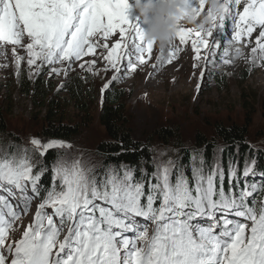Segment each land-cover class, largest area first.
I'll list each match as a JSON object with an SVG mask.
<instances>
[{
  "label": "snow or ice",
  "instance_id": "obj_1",
  "mask_svg": "<svg viewBox=\"0 0 264 264\" xmlns=\"http://www.w3.org/2000/svg\"><path fill=\"white\" fill-rule=\"evenodd\" d=\"M197 3L194 13L207 10L206 0ZM128 8L127 0H0V45L14 46L17 75L23 59L17 47L25 48L36 75L46 65L70 68L98 48L107 49L104 60L116 74L101 88L103 104L110 84L135 71L137 62L145 64L153 51L154 42L145 41L143 31L129 21ZM208 15L211 28H178L167 57L161 51L153 65L171 63L181 51L177 42H190L194 61H205L197 91L211 76L207 69L217 56L228 64L233 42L257 30L251 63L264 61V0H224L220 15L210 10ZM226 20L232 39L218 52L219 45L208 37ZM113 34L119 40L111 48L97 39ZM93 63L87 62V71L96 75ZM60 71L53 68L50 75ZM30 143L41 157L50 149L71 147L59 140L32 138ZM257 164L255 157L246 160L238 173L230 160L225 189L224 167L217 162L209 168L202 152L194 151L188 165L171 159L157 164L150 175L141 168L139 179L128 165H109L97 176L94 165L58 156L51 186L45 187L41 179L49 169L35 170L27 149L0 150V264H264V202L257 207L254 198L264 192V170ZM33 200L40 202L32 223L20 239L8 242L14 222L28 213Z\"/></svg>",
  "mask_w": 264,
  "mask_h": 264
},
{
  "label": "rangeland",
  "instance_id": "obj_2",
  "mask_svg": "<svg viewBox=\"0 0 264 264\" xmlns=\"http://www.w3.org/2000/svg\"><path fill=\"white\" fill-rule=\"evenodd\" d=\"M193 2L195 0H192ZM132 20H135L131 22L142 31L146 29L147 25L138 19L137 12ZM225 23L223 28L213 29L208 37L210 44L219 45L218 52L232 39L231 22L226 20ZM258 31L247 40L242 39L239 44L233 42L231 48L233 46L242 48L245 53L244 59L233 61L230 55L231 50L229 56L225 57L229 60L228 64L223 63L217 56L215 66L209 65L207 69L212 73L211 76H205L199 91H197V85L200 83L201 71L205 70V61L204 59L194 61L195 54L190 42L182 47L177 42L181 51L175 59L171 63L158 65L156 72L150 75V70L156 64V57L161 55V50L154 45L155 51H152V57L147 58L148 62L142 65L137 62V66H141L142 70L136 68L134 73L124 74L122 79L110 84L105 94L114 90L123 92L124 98L120 103L122 125L130 133L136 145L145 146L147 150H150L153 169L157 164L166 163L170 159L178 162L185 150H194L198 153L203 147H195L197 137L203 139L205 145L207 143L212 145L214 149V155L210 160L212 166L217 162L222 164L224 146L215 133L218 127L245 130L247 132L245 145L251 151L250 154L262 153L264 159V138L257 140L264 133V61H257L255 65L251 63L253 55L251 49L255 47ZM97 39L100 43H104V40ZM115 40L112 38L105 42L111 48V43ZM28 42L25 39L23 44L26 45ZM13 47L12 45L0 46V49H3L0 51V108L6 123V132L3 135L0 134V150L11 153L27 149L32 164L36 166L35 170L41 165L42 157L39 155V149L34 148L30 140L43 137V128L47 125L45 112L36 105L39 101L33 104L31 99L20 95L22 75L38 77L46 84L47 92L54 102L51 115L56 117L53 120L76 131L72 139L65 140L71 147L53 150L57 152V156H65L69 163L79 159L86 166L94 165L93 174L103 175L107 166H103L102 158L96 153L97 146L107 140L105 130L99 123L102 105L101 88L116 74L104 60L107 49L98 48L95 54L72 62L70 68L66 64L46 65L43 71L36 75L27 65L25 48L17 47L16 54L23 57L20 73L17 75ZM163 51V56L166 58L168 49ZM201 55H206V51ZM88 61L94 62L93 71L96 75L87 71ZM194 62L197 64L196 68H193ZM81 64H84L83 68ZM106 67L107 70H105ZM176 67L181 71L172 73V69ZM53 68L61 69V71L59 74L50 75ZM64 69H67L66 76ZM159 69H162L161 74L158 72ZM184 71H186L185 77L180 79L178 76ZM131 74L138 78H134ZM173 77L178 78L172 80ZM72 80L82 83L88 90L85 102L87 112L68 98L66 86ZM61 85L63 88L60 87ZM161 130L171 132L172 137L168 136L166 142H163L158 137ZM189 153L191 156L192 153ZM253 157H250L248 161L250 162ZM233 166L237 167L235 163ZM242 170H238V173H242ZM251 199L249 198L250 202ZM39 202V200H33L28 213L22 214V218L14 222V230L10 231L8 242L22 237L23 231L34 219Z\"/></svg>",
  "mask_w": 264,
  "mask_h": 264
},
{
  "label": "trees",
  "instance_id": "obj_3",
  "mask_svg": "<svg viewBox=\"0 0 264 264\" xmlns=\"http://www.w3.org/2000/svg\"><path fill=\"white\" fill-rule=\"evenodd\" d=\"M66 87V93L70 101L76 105H80V108L83 109L84 112H87L88 110L85 107V102L88 96V90L85 89L86 86L77 80H72V82L67 84ZM122 93L123 92L120 90H114L105 94V100L101 105L99 113V123L105 130L107 140L105 142H101L97 146L96 153L98 157L102 158L103 166L114 165L119 168L121 164L128 165L135 169L134 175L137 179H139L141 168L146 169L149 175L154 172L155 169L152 168L153 159L150 150H147L145 146L136 145L133 142L130 133L122 125V120L120 118V114L122 113L120 103L124 98V94ZM20 95L31 99L33 104L39 101L36 105L44 110L47 125L43 128V137L70 140L76 135V131L74 129L69 126H64L61 122L53 120V118L56 117L51 115L52 108H54V102L51 99L49 92H47L46 84H44L40 78L26 77L25 75H22L20 80ZM5 132V118L0 108V134L3 135ZM215 133L219 141L224 146L222 166L224 167L226 174L230 160L232 161V164L235 163L237 165L238 170H242V166L245 161L249 160L250 157L253 156L260 159L257 168L259 170H264V159L262 158V153L256 152L255 154H250L251 151L247 149V146L245 145L247 136V132L245 130L234 127L228 129L218 127ZM168 136L171 138L172 134L167 130H161L158 134V137H160L163 142H166ZM260 138H264V133L260 135L257 140H260ZM196 140L197 145L195 147H203L198 153L202 152L204 154L207 166L211 168L212 163H210V160L214 155L212 145L209 143L205 145L203 139H200L199 137H197ZM189 152L193 153L194 150H185L177 162L178 165L189 164L191 157ZM57 157V152H55V150H49L46 155L41 158V165H39V167L46 166L49 169V171L46 172L41 179V183L45 187L51 186V167ZM39 167L37 170H39ZM187 175L189 177L191 176L190 168L187 169ZM224 187L225 189L228 187L227 175ZM255 197L258 204H260V202H264V192H257Z\"/></svg>",
  "mask_w": 264,
  "mask_h": 264
},
{
  "label": "clouds",
  "instance_id": "obj_4",
  "mask_svg": "<svg viewBox=\"0 0 264 264\" xmlns=\"http://www.w3.org/2000/svg\"><path fill=\"white\" fill-rule=\"evenodd\" d=\"M135 11L147 25L143 31L145 41H153L161 51L168 49L175 42L178 28L191 26L195 30H208L212 26L208 10L213 15H220L224 0H206V11L199 14L191 10L188 0H134ZM233 61L244 59L242 48L233 46Z\"/></svg>",
  "mask_w": 264,
  "mask_h": 264
},
{
  "label": "bare ground",
  "instance_id": "obj_5",
  "mask_svg": "<svg viewBox=\"0 0 264 264\" xmlns=\"http://www.w3.org/2000/svg\"><path fill=\"white\" fill-rule=\"evenodd\" d=\"M127 3H128V5H129V8H128V12H127V15H128V19H129V21L131 22H134L135 20H132V17L135 15V13H136V11H135V9H134V7H133V5H134V0H127ZM188 4L190 5V7H198V3H197V0H195V2H193L192 3V0H188ZM239 9H241L242 10V6H239L238 8H237V10H239ZM131 16V17H130ZM137 16H138V19H140V20H142L140 17H139V15L137 14ZM139 20V21H140ZM226 25V23L224 24V26ZM112 38H115L116 40L115 41H113L111 44L113 45L114 43H116L118 40H119V36H118V34H113V36H111V37H109L108 39H112ZM106 40H104V43H106L105 42ZM191 45V44H190ZM1 46V45H0ZM181 46V45H180ZM183 46V45H182ZM181 46V47H182ZM1 50H3V49H0V51ZM154 50V49H153ZM155 51V50H154ZM164 52V51H163ZM152 57V56H151ZM150 58V57H149ZM148 62V61H147ZM181 65V64H180ZM179 65V66H180ZM149 66V65H148ZM136 68H138L139 70H142V67L141 66H137ZM146 70V69H145ZM144 70V71H145ZM155 70H157V67H153L149 72V74L151 75ZM178 70V72H180L181 70L178 68V67H176V69H172V73H175L176 71ZM156 72V71H155ZM160 74L162 73V69H159V71H158ZM132 73H134V71L132 72ZM143 73V72H142ZM177 73V72H176ZM175 73V74H176ZM158 74V73H157ZM185 74H186V71H184L183 72V74L182 75H180V76H178V77H180V79L181 78H183V77H185ZM126 75H130L129 73H127ZM131 76H133L134 78H138V76H134V74H131ZM178 77H173L172 78V80H174V79H176V78H178ZM143 86V85H142Z\"/></svg>",
  "mask_w": 264,
  "mask_h": 264
},
{
  "label": "water",
  "instance_id": "obj_6",
  "mask_svg": "<svg viewBox=\"0 0 264 264\" xmlns=\"http://www.w3.org/2000/svg\"><path fill=\"white\" fill-rule=\"evenodd\" d=\"M37 139H39V140H41L42 142H48V141H50V140H59V141H63V142H65L67 145H70L68 142H66L65 140H63V139H56V138H47V137H42V138H37ZM32 145V144H31ZM33 146V145H32ZM35 147V146H34ZM53 149H56V148H53ZM53 149H50V150H53ZM49 151V150H48Z\"/></svg>",
  "mask_w": 264,
  "mask_h": 264
}]
</instances>
